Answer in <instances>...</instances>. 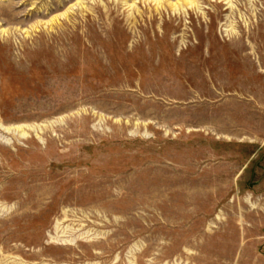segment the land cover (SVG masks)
I'll list each match as a JSON object with an SVG mask.
<instances>
[{
	"label": "rangeland",
	"instance_id": "obj_1",
	"mask_svg": "<svg viewBox=\"0 0 264 264\" xmlns=\"http://www.w3.org/2000/svg\"><path fill=\"white\" fill-rule=\"evenodd\" d=\"M0 264H264V0H0Z\"/></svg>",
	"mask_w": 264,
	"mask_h": 264
}]
</instances>
